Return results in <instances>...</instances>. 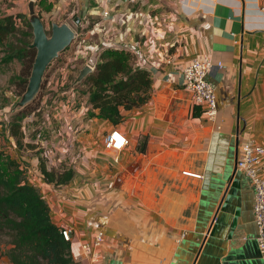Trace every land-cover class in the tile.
<instances>
[{
	"label": "crops",
	"instance_id": "0c3cea01",
	"mask_svg": "<svg viewBox=\"0 0 264 264\" xmlns=\"http://www.w3.org/2000/svg\"><path fill=\"white\" fill-rule=\"evenodd\" d=\"M30 1L0 0V6L3 14L29 17ZM263 4L89 0L88 26L52 75L51 96H44L42 118L32 124L42 131L33 143L52 148L74 136L80 149L69 183L47 182L36 163L29 178L41 188L55 224L73 229L74 264H264L253 184L237 167L247 140L264 144ZM85 5L86 0H36L35 10L59 20ZM105 11L111 17H104ZM106 48L131 52L135 68L148 70L152 78L149 101L122 109L117 125L99 117L88 94L67 85L79 60L83 67L91 59L99 62ZM204 56L212 62L214 120L184 87L183 68ZM113 128L129 139L118 161L103 143ZM65 165L54 159V170ZM99 229L105 232L102 257L93 262L83 244Z\"/></svg>",
	"mask_w": 264,
	"mask_h": 264
},
{
	"label": "trees",
	"instance_id": "16d2710c",
	"mask_svg": "<svg viewBox=\"0 0 264 264\" xmlns=\"http://www.w3.org/2000/svg\"><path fill=\"white\" fill-rule=\"evenodd\" d=\"M89 17L84 16L82 21L91 19ZM17 33L23 37H18ZM30 36L34 37L28 15H0V44H7L10 49L2 61L17 58L22 63V72L18 77L20 82L17 84L21 96L26 91L36 56V49L29 46L33 40H26ZM10 37H15L20 46L15 47L7 42ZM71 80L69 86L76 79ZM46 86L45 78L41 91ZM151 86L150 72L135 68V56L131 52L106 48L100 52V61L95 70L75 85L74 89L82 95L88 94V103L99 110V116L117 125L123 119L122 109L139 108L149 101ZM40 107L39 104L27 113L25 108L12 114L8 130L17 147L24 146L23 119L40 110ZM40 166L47 182L56 185L69 183L75 173L72 167L55 172L48 170L45 162ZM62 229L53 221L49 203L39 188L30 182L26 171L19 169L17 162L10 156H0V239L4 235L11 237V247L6 252L10 263L74 264L71 241L64 238Z\"/></svg>",
	"mask_w": 264,
	"mask_h": 264
},
{
	"label": "rangeland",
	"instance_id": "374dc122",
	"mask_svg": "<svg viewBox=\"0 0 264 264\" xmlns=\"http://www.w3.org/2000/svg\"><path fill=\"white\" fill-rule=\"evenodd\" d=\"M3 13H5V9L2 6H0V15ZM82 13H83V10L81 9H79V11L75 12L74 14H72L71 11L64 12L62 16L58 18L59 20H56L57 18L54 19V18H51L50 16H47L46 14H42L41 12H39L49 32L51 30V23L53 21H56V22L59 21L61 23L66 21L70 23L71 26L74 27L76 34H77L75 41H73V43L64 52L60 53L58 58H56L57 60L54 59L53 62L48 67L47 69L48 75H46L47 72L45 74V78L47 79V82L50 81V79L52 78V75L55 73L56 67L62 61L64 60L65 62L67 61L66 58L68 59L69 56L73 53L72 48H74L76 43H79V41L81 40L80 38L82 37V34L84 33L83 30H85V28L88 26V21L87 22L82 21L80 24L81 30H79L78 25L75 23V18L77 16H81ZM87 16L88 15L86 14L85 17ZM22 28H23V25L20 27V29ZM17 34H18L17 35L18 37L20 38L23 37L21 33H17ZM26 40L32 41L33 37L31 36L26 37ZM7 42L14 44L15 47L20 46V42L15 37H10ZM9 50L10 49L7 44H0V156H3V157L10 156L13 160L17 162L19 169L26 171L28 178L30 177L33 178L34 177L33 175L36 174L35 172L36 166L34 165L35 163L39 165V170H40L39 172H41L40 165L42 162H45V165L48 170H53L55 172H62L63 169H67L70 167L73 168L75 163H73L71 159L66 160L67 161V162L65 161L66 165L60 167L59 170L57 171L54 170V165L49 166L47 159L49 156H51V154L52 156H54V159L59 158L58 157V147L59 148L62 147L61 142L56 143L52 148H48V147H45L44 145H39L37 143L32 142V138L35 134H37L38 128H35L34 130L33 129L34 127L31 126V123L28 125V122H32L29 120H31V118L33 117L40 118L43 115L42 110L35 112L33 115H28L23 119L22 128L24 129L23 131L25 135L23 147H17L15 143V139L12 136H10L9 130H8V123L11 120L12 114L17 113L20 110V109H16V104L21 99L20 87L17 84L18 82H20V79H18V77L22 72V63L17 58H13L7 62L2 61L5 59L6 54ZM82 68H83V62L79 60L77 64L76 72H74L70 76L69 83H67L68 86L72 84V80H71L72 78L76 79L78 77L79 75L78 70H81ZM57 77L58 76L55 77L54 81L57 80ZM52 80L53 79H51V81ZM54 81H53V84H54ZM82 88H85V86H82ZM44 96H49V97L51 96L50 91H48L47 87H45L43 91H40L37 97L32 102H30L28 105H26L25 107L21 109L26 108L25 112L27 113L31 110L32 107L34 108V106H37L39 104L41 105L40 108H43L45 104ZM108 133H106L105 136ZM33 149H36V150L34 151ZM105 150L111 153V155L116 154V159L117 161L119 160V157L117 155L119 152H115L113 150H107V149ZM79 151L80 149H78L76 152L79 153ZM74 172H75V169H74ZM41 174L43 175L42 172ZM37 178H39V176H37ZM35 181L38 182V180H35ZM39 190L41 191V188H39ZM10 241H11V237L8 235H4L0 239V264H11L6 255L7 250L11 247Z\"/></svg>",
	"mask_w": 264,
	"mask_h": 264
},
{
	"label": "built area",
	"instance_id": "2783aa9c",
	"mask_svg": "<svg viewBox=\"0 0 264 264\" xmlns=\"http://www.w3.org/2000/svg\"><path fill=\"white\" fill-rule=\"evenodd\" d=\"M75 1V0H72ZM260 12L264 16V4L260 8ZM74 14V13H72ZM104 17H111L109 11L104 12ZM97 61L95 59L89 60L86 65L95 70ZM65 65V60L62 61L56 69ZM212 66L209 56L194 59L187 64L183 70L184 85L192 94V101L195 105L203 107V112L207 119L214 120L217 117L218 102L215 89L208 80V72ZM49 82V81H48ZM47 82V84H48ZM47 87V86H46ZM74 89V86H72ZM75 90V89H74ZM41 110V108H40ZM38 110V111H40ZM34 114V113H33ZM31 114V115H33ZM36 117L31 118L32 122ZM30 126V127H31ZM35 130V128H33ZM24 130V129H23ZM42 131L38 129L36 136L40 138ZM119 137L117 140L115 137ZM74 137V136H73ZM67 139L61 142L62 147H58V160L64 162L71 159L73 163L78 161L77 150L79 146L75 138ZM42 138H40L41 140ZM41 141H39V144ZM119 144V146H117ZM129 144L128 137L119 129L114 128L104 138V146L107 150L115 152L122 151ZM42 145V144H41ZM56 157V156H55ZM49 166L54 165V159L48 157ZM115 160L117 161L116 157ZM237 167L244 172L250 179L254 188V218L257 226V243L260 254L264 259V144L257 143L253 139L247 140L242 146L237 158ZM62 233L67 241H72L73 229L70 227L63 228ZM105 232L99 229L91 243L83 244L84 251L90 256L93 262H98L101 259L99 248L104 240Z\"/></svg>",
	"mask_w": 264,
	"mask_h": 264
},
{
	"label": "water",
	"instance_id": "95a60500",
	"mask_svg": "<svg viewBox=\"0 0 264 264\" xmlns=\"http://www.w3.org/2000/svg\"><path fill=\"white\" fill-rule=\"evenodd\" d=\"M35 1L31 0L29 4V21L33 28V41L30 48L36 49L31 75L29 77L26 91L21 96L20 101L16 104V109H21L32 102L42 90L45 74L48 67L54 59L58 58L60 53L64 52L77 37L76 31L68 23H51L50 32L47 30L42 17L35 10ZM126 1V0H124ZM89 0H86L85 9L82 16L75 18V23L79 25L82 18L88 12ZM92 72L89 65H85L79 72L78 77L72 86L79 84L88 74ZM110 264H121L118 260H112Z\"/></svg>",
	"mask_w": 264,
	"mask_h": 264
},
{
	"label": "snow or ice",
	"instance_id": "6c2138e0",
	"mask_svg": "<svg viewBox=\"0 0 264 264\" xmlns=\"http://www.w3.org/2000/svg\"><path fill=\"white\" fill-rule=\"evenodd\" d=\"M117 140H119V137L117 136V137H115ZM117 146H119V144L117 145Z\"/></svg>",
	"mask_w": 264,
	"mask_h": 264
}]
</instances>
